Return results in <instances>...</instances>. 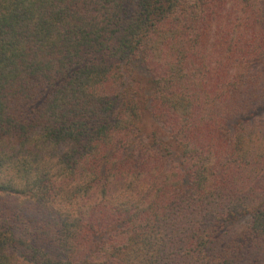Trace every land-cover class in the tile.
<instances>
[{"label":"trees","instance_id":"1","mask_svg":"<svg viewBox=\"0 0 264 264\" xmlns=\"http://www.w3.org/2000/svg\"><path fill=\"white\" fill-rule=\"evenodd\" d=\"M0 264H264V0H0Z\"/></svg>","mask_w":264,"mask_h":264}]
</instances>
